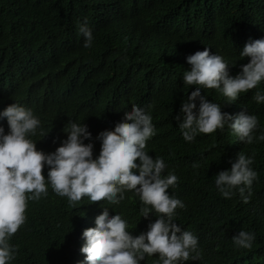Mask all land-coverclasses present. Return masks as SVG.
Here are the masks:
<instances>
[{
  "label": "trees",
  "instance_id": "obj_1",
  "mask_svg": "<svg viewBox=\"0 0 264 264\" xmlns=\"http://www.w3.org/2000/svg\"><path fill=\"white\" fill-rule=\"evenodd\" d=\"M85 18L94 37L90 48L78 33ZM262 36L264 0H0V110L13 102L31 108L41 121L31 139L45 152L66 138L62 129L70 119L85 123L95 156L97 133L114 127L133 104L144 107L155 128L145 150L163 158L165 174L177 176L168 191L185 207L175 210L174 219L198 237L200 257L184 264H264V141L243 144L225 126L189 142L174 119L191 91L179 78L187 55L208 47L236 62L229 68L235 75L249 59H241L239 50ZM256 87L264 90V81ZM255 91L231 103L215 89L201 94L229 114L243 106L257 115L258 135L264 132V103L252 100ZM0 125L7 131L6 119ZM239 151L254 153L257 172L247 203L235 190L222 197L214 184L213 176L229 168ZM102 204L82 197L70 205L48 187L46 196L27 202L25 222L10 237L16 255L9 264H58L57 254L62 260L61 253L81 246V230L91 227ZM139 209L131 191L108 206L134 235L155 219L141 217ZM241 228L255 234L249 249L233 245ZM141 264H158V256L146 255Z\"/></svg>",
  "mask_w": 264,
  "mask_h": 264
},
{
  "label": "clouds",
  "instance_id": "obj_2",
  "mask_svg": "<svg viewBox=\"0 0 264 264\" xmlns=\"http://www.w3.org/2000/svg\"><path fill=\"white\" fill-rule=\"evenodd\" d=\"M78 33L84 38L83 46L90 48L94 37L87 18L78 24ZM239 57L249 59L235 75L230 74L229 68L236 62L230 63L208 47L185 57L187 67L180 71L179 78L184 85L191 86V91L174 117L185 141H192L198 133L223 130L225 126L243 144L264 141V132L255 133L257 115L243 106L238 113L229 114L205 93L201 94V89H215L226 98V103H231L240 93L256 88L252 100L264 103V90L256 87L264 81V36L246 42ZM0 119L7 122V131L0 125V264L15 259V245L10 244V237L25 222L27 202L46 196L48 187L66 197L70 205L82 197L90 202L103 201L102 211L91 227L81 230V246L61 253L62 260L57 254L58 264H141L146 255L154 254L158 264H184L190 258L200 257L198 237L182 229L174 219L175 210L185 207L181 199L168 191L175 187L177 176L171 171L165 174L163 158H153L145 150L155 128L144 107L133 104L114 127L97 133L95 139L100 142V149L95 156L92 133L85 123L70 119L62 129L66 138L54 151L45 152L31 139L41 124L31 108L10 103L0 110ZM40 132L43 136L48 134L42 128ZM253 161L254 153L239 151L229 168L213 176L222 197L231 198L235 190L244 203L248 202L257 178ZM45 168L46 175L42 172ZM127 191L138 197L141 217L155 216L147 230L135 235L127 230L128 222L120 213L110 215L108 211V206L125 199ZM231 239L235 247L249 249L255 234L241 228Z\"/></svg>",
  "mask_w": 264,
  "mask_h": 264
},
{
  "label": "bare ground",
  "instance_id": "obj_3",
  "mask_svg": "<svg viewBox=\"0 0 264 264\" xmlns=\"http://www.w3.org/2000/svg\"><path fill=\"white\" fill-rule=\"evenodd\" d=\"M141 1V0H140Z\"/></svg>",
  "mask_w": 264,
  "mask_h": 264
}]
</instances>
